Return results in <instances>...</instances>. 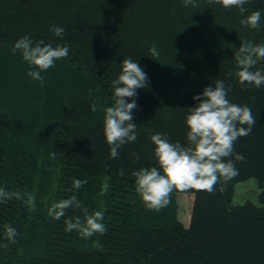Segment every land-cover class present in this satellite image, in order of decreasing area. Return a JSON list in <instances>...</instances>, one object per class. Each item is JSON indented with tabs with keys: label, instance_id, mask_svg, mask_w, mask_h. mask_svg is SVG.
Instances as JSON below:
<instances>
[{
	"label": "trees",
	"instance_id": "obj_1",
	"mask_svg": "<svg viewBox=\"0 0 264 264\" xmlns=\"http://www.w3.org/2000/svg\"><path fill=\"white\" fill-rule=\"evenodd\" d=\"M245 8L228 0H0V81L9 73L23 94L44 92L49 100L40 119L22 114L27 102L15 104L14 112L11 99L0 96V186L7 191L0 199V264H264V87L236 75L238 48L264 43V20L255 29L241 23L252 11H264V0H246ZM55 24L65 28L62 38L50 31ZM24 35L68 44L53 79L48 70L42 81L28 75V67L22 73L14 45ZM127 57L138 59L149 79L138 89L137 140L113 158L104 115L115 102L111 81ZM255 67L264 68V59ZM216 79L256 116L230 157L244 156L235 161L237 175L221 177L211 192L176 188L166 207L147 208L132 173L157 165L151 136L163 132L186 143L193 96ZM58 170L56 201L48 210ZM251 180L261 190L258 204H235L237 185ZM180 194L194 196L188 226L180 218ZM68 199L73 203L57 216L54 205ZM101 201L106 232L85 237L67 230V220L83 222L101 211Z\"/></svg>",
	"mask_w": 264,
	"mask_h": 264
},
{
	"label": "clouds",
	"instance_id": "obj_2",
	"mask_svg": "<svg viewBox=\"0 0 264 264\" xmlns=\"http://www.w3.org/2000/svg\"><path fill=\"white\" fill-rule=\"evenodd\" d=\"M228 3L239 7L241 12L247 11L246 0H228ZM264 20V11L257 9L241 20L242 24L251 28H259ZM50 31L62 38L65 28L55 24ZM24 61L30 65L28 75L34 80L42 81V73L53 67L58 60L69 55V46L46 43L44 40L33 41L30 35L19 38L14 45ZM150 51L158 55L153 46ZM240 66L236 72L241 83L264 87V68L255 67L260 59H264V43L246 42L236 52ZM148 73L138 59L127 57L122 60L121 70L111 81V92L114 104L105 109L104 135L110 148V155H120L123 145L137 140V122L134 110L139 109L138 89L148 86ZM230 88L224 79H216L213 84L203 88L194 95L196 103L188 107L185 116L186 143L173 141L167 134L156 132L151 136L155 145L154 152L157 165L140 167L133 171L137 192L149 209L159 210L170 203V193L174 189L195 188L209 192L214 190L218 180L231 178L238 173L236 162L243 160L242 153H235V142L242 136L249 135L256 124V116L248 104L233 102L229 97ZM228 158V159H226ZM83 181L75 180L79 188ZM7 191L0 186V199ZM73 200H60L54 205L57 216L64 214ZM67 230H80L85 237L107 231L103 222V213L95 211L82 222L66 221ZM10 237L16 235V229L9 226Z\"/></svg>",
	"mask_w": 264,
	"mask_h": 264
},
{
	"label": "rangeland",
	"instance_id": "obj_3",
	"mask_svg": "<svg viewBox=\"0 0 264 264\" xmlns=\"http://www.w3.org/2000/svg\"><path fill=\"white\" fill-rule=\"evenodd\" d=\"M19 56L21 57V61H22L21 63L22 69L21 68L20 69L22 70V73H24L26 71L25 67H28L29 69L30 65H28V63L23 60L21 52L19 53ZM56 65L57 64H55L53 67L48 69L49 73L52 76V79L55 76L54 74H56V71H57L56 68H58ZM10 78H11V74L8 73L6 74L4 82H2V80L0 81V88H1L0 96L4 98L8 97L7 101L11 99L9 106L13 109L14 112H16L17 109L19 108V107L16 108L15 104L19 105V102L21 103L27 102V104H25V107L21 110L22 114L30 115L29 113H31L33 116H39V118L41 119V116H42L41 112L48 111V109L45 107L46 105H48L47 103L49 100L43 96L44 92H40L38 93L37 96H34L31 98L30 96L23 94V88L19 86L16 81H13V80L10 81ZM52 79H51V82H52ZM23 81L25 82L26 79H24ZM11 89H13L14 91H11ZM44 90L46 91L47 87L44 88ZM38 96L41 97L40 100H38ZM32 105L36 107L37 109L32 107ZM59 174H60V170H58L57 174L55 175L54 188L49 198L46 200V208L48 210L49 208L53 206L54 202L56 201V193H57L58 182L60 178ZM236 191L237 192H236V197H235V204H244L248 201L258 204V195L260 194L261 190L259 188L258 183L255 180H251L246 183L238 184ZM135 193L138 194L137 191ZM178 202H179L180 218L183 221V223L188 226L191 220V212H192V207L194 204V196L189 195V194H180L178 195ZM98 206L100 207L101 212L105 214L106 209H107L106 203L101 201Z\"/></svg>",
	"mask_w": 264,
	"mask_h": 264
}]
</instances>
